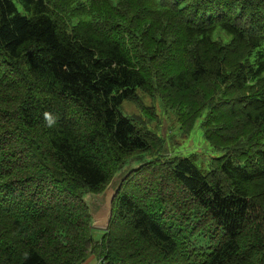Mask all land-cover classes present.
<instances>
[{
  "label": "trees",
  "instance_id": "1",
  "mask_svg": "<svg viewBox=\"0 0 264 264\" xmlns=\"http://www.w3.org/2000/svg\"><path fill=\"white\" fill-rule=\"evenodd\" d=\"M143 96L219 155H164ZM144 155L94 239L82 196ZM91 254L264 264V0H0V264Z\"/></svg>",
  "mask_w": 264,
  "mask_h": 264
},
{
  "label": "rangeland",
  "instance_id": "2",
  "mask_svg": "<svg viewBox=\"0 0 264 264\" xmlns=\"http://www.w3.org/2000/svg\"><path fill=\"white\" fill-rule=\"evenodd\" d=\"M213 37L215 39L222 38L223 41L229 40V37L226 36L222 31L217 30ZM144 103L147 106H154L156 108V113L158 114V134L164 138L165 147L163 150L164 155L171 154L172 156L188 157L190 155H195L197 160L196 162L200 164H205L211 157L218 156V153H214L208 143L203 138V130L200 127V120H197L191 133L185 138H178L175 145H171L170 136L177 134V123L175 118L171 113H163L159 108V104L156 101H152L148 96H143ZM156 102V103H155ZM123 114L128 115H139L137 108L131 103H123ZM156 126L155 123L150 125V128L153 129ZM132 157V156H131ZM145 158V157H144ZM100 230L94 229L92 231L94 239H99L101 235ZM97 258L95 255H89L83 264H97Z\"/></svg>",
  "mask_w": 264,
  "mask_h": 264
},
{
  "label": "water",
  "instance_id": "3",
  "mask_svg": "<svg viewBox=\"0 0 264 264\" xmlns=\"http://www.w3.org/2000/svg\"><path fill=\"white\" fill-rule=\"evenodd\" d=\"M145 157V158H144ZM149 162L143 157H129L124 164L115 172L107 186L98 194L86 192L82 196L90 217V227L100 231H106L112 217V204L117 196L122 183L131 175Z\"/></svg>",
  "mask_w": 264,
  "mask_h": 264
},
{
  "label": "clouds",
  "instance_id": "4",
  "mask_svg": "<svg viewBox=\"0 0 264 264\" xmlns=\"http://www.w3.org/2000/svg\"><path fill=\"white\" fill-rule=\"evenodd\" d=\"M44 118H45V121L47 122L48 126H52V124L54 123L53 117L49 113L45 112ZM25 258H27V253L25 254Z\"/></svg>",
  "mask_w": 264,
  "mask_h": 264
}]
</instances>
